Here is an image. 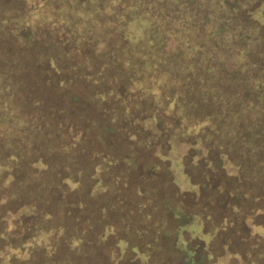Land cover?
<instances>
[{
  "label": "trees",
  "instance_id": "trees-1",
  "mask_svg": "<svg viewBox=\"0 0 264 264\" xmlns=\"http://www.w3.org/2000/svg\"><path fill=\"white\" fill-rule=\"evenodd\" d=\"M1 209L8 264H261L264 0H0Z\"/></svg>",
  "mask_w": 264,
  "mask_h": 264
},
{
  "label": "rangeland",
  "instance_id": "rangeland-1",
  "mask_svg": "<svg viewBox=\"0 0 264 264\" xmlns=\"http://www.w3.org/2000/svg\"><path fill=\"white\" fill-rule=\"evenodd\" d=\"M151 153H153V152L152 151L146 152V154H145L146 159L144 160V162L151 168V171L153 174L151 183H152V187L154 189V192H156V193H158L164 197L163 199L166 200V202H167V203L165 202L167 209L173 210L175 208L179 214H182V212H184V208L181 207L180 203H182V201H183V203H189L190 202L192 205L195 203L199 204L200 207L205 206L207 208V210L210 211V213L213 212L214 214H216L220 210V207L218 208L217 205H208L207 201H205V200L192 199L189 196L184 197V196L178 195L176 192H174L173 187H172L173 185H172V182H171L168 170H167L168 168H167L166 163L162 160L155 159L154 157H151ZM3 218L8 219V209H6V210L1 209L0 210V264L2 261V257H6V260L3 264H8V250H10V249H8V239H9L8 237L11 235L12 230L14 229V226L12 224L8 225V221H6V224H4V222H2ZM220 218L221 217H219V219ZM171 219H172V217H171ZM219 219H217V221ZM172 221L174 222V219H172ZM3 224H4L5 229L3 227ZM174 224H175V222H174ZM170 225L172 227V222H170ZM169 231H170V233L172 232L171 229ZM254 231L256 232L257 229ZM234 232H236L238 234V236L240 235V229L238 227V224L235 225V231ZM236 233H233V232L231 233L232 238L235 240L237 239ZM258 233L260 235H262V238H263L264 237V228L259 229ZM243 236H246L245 231L243 232ZM249 241L252 244L251 247H255L256 237H252V238L250 237ZM187 242L188 241L185 238H182V240H181L182 248L185 246V244ZM189 244H194L195 245L194 247L196 248V250H199V248H203L202 246L198 245L196 240H192V242L190 241ZM236 244L239 246V251L242 255V251L244 249V246L246 245V242L240 243L239 241H237ZM27 245L28 246L26 248H24V252L26 253L25 255H27L28 253L30 254V252L28 251L29 244L27 243ZM108 250H110L109 245H104V246L102 245V247H100V248L94 246L93 248H91V250H89L88 260L94 261L92 259L93 257L99 258L101 256H106ZM12 253H16L19 256H21L23 254L22 251H19V250H14V252H12ZM185 254H189V252H186ZM257 254H258V257H261V264H264V249H262L260 254L259 253H257ZM246 258L242 259L243 262H245V263H246V261H249ZM249 259H251V257ZM171 262H172V264H181L182 259L180 258V256H178L176 258V260H173Z\"/></svg>",
  "mask_w": 264,
  "mask_h": 264
}]
</instances>
